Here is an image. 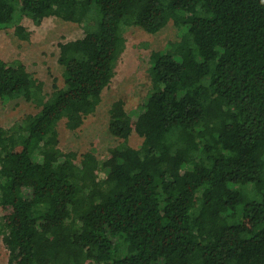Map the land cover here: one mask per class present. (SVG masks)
Instances as JSON below:
<instances>
[{"label":"trees","instance_id":"trees-1","mask_svg":"<svg viewBox=\"0 0 264 264\" xmlns=\"http://www.w3.org/2000/svg\"><path fill=\"white\" fill-rule=\"evenodd\" d=\"M24 16L85 34L60 43L65 85L49 98L22 62L0 58V98L40 108L0 126L9 264H264V0H0V26ZM171 22L183 34L152 52L145 103L134 116L123 100L110 109L125 145L106 160L62 151L59 122L75 131L97 110L125 28Z\"/></svg>","mask_w":264,"mask_h":264},{"label":"rangeland","instance_id":"rangeland-1","mask_svg":"<svg viewBox=\"0 0 264 264\" xmlns=\"http://www.w3.org/2000/svg\"><path fill=\"white\" fill-rule=\"evenodd\" d=\"M15 23L25 28L29 38H20L14 23L0 26V58L8 64L22 62L35 78L43 82L44 94L49 98L54 91V84L61 87L65 85L64 69L58 60L60 43L83 37L84 24L57 17H49L41 24H36L25 16ZM182 34L173 22L155 34L138 26L126 27L125 51L119 60L115 76L102 94V102L97 110L75 131L67 128L65 119L59 122V147L62 151H93L100 160H106L112 148L124 146V140L109 131L113 103L123 100L127 112L136 115L152 87L149 73L152 52L166 50L169 43L180 40ZM39 109L36 103L24 98H0V126L13 129L26 115L35 114ZM142 142V138L134 134L127 144L139 148ZM99 176L103 177V172ZM0 264H9V250L3 242L0 247Z\"/></svg>","mask_w":264,"mask_h":264}]
</instances>
